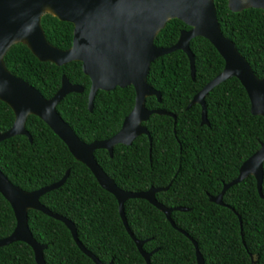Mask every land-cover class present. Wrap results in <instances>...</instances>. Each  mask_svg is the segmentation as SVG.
<instances>
[{
  "label": "trees",
  "instance_id": "trees-1",
  "mask_svg": "<svg viewBox=\"0 0 264 264\" xmlns=\"http://www.w3.org/2000/svg\"><path fill=\"white\" fill-rule=\"evenodd\" d=\"M215 4L224 35L233 40L255 73L264 77V10L233 12L228 0H215ZM42 26L52 44L62 49L72 46L73 23L45 13ZM185 29L190 26L172 19L158 33L155 44L172 46ZM190 47L195 55L194 79L189 57L181 49L154 60L147 77L149 84L161 92L162 101L149 96L146 106L172 112L176 119L168 114H152L144 122L152 141L144 134L131 145L117 144L113 156L106 149H97L96 159L125 190L169 186L156 198L168 207L191 208L174 210L172 218L198 242L205 264H264V198L256 178L250 175L231 186L223 196L225 205L210 200V195H218L224 184L238 176L243 162L260 148L264 116L252 113L246 88L232 77L206 95L210 125L202 124V106H188L223 70L225 61L203 36L193 38ZM5 62L46 98L59 90L64 74L72 83L83 85V92L67 94L57 109L88 143L116 134L135 105V89L129 85L99 90L90 111L91 81L80 61L58 66L39 60L26 44L16 43L6 53ZM14 121V111L0 99V133L11 128ZM26 127L32 141L26 135H16L0 142V168L5 175L32 191L57 182L69 170L66 182L42 195L41 202L73 221L80 241L103 263L147 264L124 224L114 194L40 117L30 115ZM262 191L264 194V179ZM125 213L135 237L145 241L143 248L149 252L158 249L151 256L152 264H197L192 240L149 201L128 199ZM28 217L33 236L47 245L46 264H96L81 250L63 221L34 209L29 210ZM15 226L14 210L0 192V238L9 236ZM0 264L38 263L33 248L16 241L0 247Z\"/></svg>",
  "mask_w": 264,
  "mask_h": 264
},
{
  "label": "water",
  "instance_id": "water-1",
  "mask_svg": "<svg viewBox=\"0 0 264 264\" xmlns=\"http://www.w3.org/2000/svg\"><path fill=\"white\" fill-rule=\"evenodd\" d=\"M228 5L233 12L248 8L264 10V0H228ZM45 13L73 23L74 36L70 48H59L47 39L42 26ZM172 19L182 20L190 29L182 30L178 41L172 46L156 45V36ZM197 36L207 38L225 61L223 70L194 96L188 106L196 103L202 106V124L210 125L206 95L232 77H237L246 88L252 113L264 116V77L255 73L233 40L224 35L215 0H0V99L7 103L15 114L12 127L0 133V142L16 135H26L32 141V135L26 127L27 119L30 115L40 117L63 139L75 158L91 169L99 183L114 194L124 224L147 264H152L151 256L158 249L146 251L143 248L145 241L135 237L127 221L125 202L131 198H143L163 211L171 224L194 243L197 264H205L198 242L188 232L179 228L172 218L174 210L188 211L191 208L168 207L158 201L156 194L168 190L169 186H152L143 191L119 187L98 163L95 151L106 149L113 156L115 145H131L137 137L144 134L152 141L151 134L144 124L152 114H168L176 118L175 114L164 109L146 107V99L149 96H157L159 101H162L161 92L149 84L147 77L154 60L181 49L189 57L194 79L195 55L191 50L190 41ZM16 43L26 44L39 60L44 62L50 61L58 66L72 61L82 62L83 71L92 82L89 92L90 110H93L99 90L110 91L118 86L132 85L136 92L135 105L125 117L121 129L104 140H94L90 143L81 140L73 127L62 117L57 106L67 94L83 92L84 87L72 83L64 74L59 90L51 98H46L36 87L7 67L5 55ZM250 175L256 178L258 191L264 198V141L260 148L243 162L238 176L224 184L218 195H210V200L225 205L224 193ZM68 176L69 170L57 182L27 191L14 184L0 168V192L10 202L16 217L13 232L0 238V247L16 241L26 242L33 248L37 263L46 264L44 249L47 245L36 240L29 226L28 212L34 209L63 221L81 250L96 264H105L80 241L73 221L52 211L40 200L45 193L61 187ZM239 218L243 226L240 215Z\"/></svg>",
  "mask_w": 264,
  "mask_h": 264
},
{
  "label": "flooded vegetation",
  "instance_id": "flooded-vegetation-1",
  "mask_svg": "<svg viewBox=\"0 0 264 264\" xmlns=\"http://www.w3.org/2000/svg\"><path fill=\"white\" fill-rule=\"evenodd\" d=\"M70 63V62H69ZM65 65V64H64ZM63 66V65H62ZM63 77V76H62ZM90 78V77H89ZM90 81H91V79H90ZM62 84V83H61ZM74 84H76V83H74ZM79 85H81V84H79ZM91 85H92V82H91ZM83 86V85H82ZM84 87V86H83ZM119 87V86H118ZM127 87V86H126ZM90 88H91V86H90ZM117 88V87H116ZM122 88H124V87H122ZM84 90H85V87H84ZM114 90V89H113ZM157 90V89H156ZM111 91V90H110ZM89 92H90V90H89ZM99 92V91H98ZM97 92V93H98ZM72 93V92H71ZM78 93H80V92H78ZM136 93V92H135ZM97 95V94H96ZM96 98V97H95ZM135 99H136V96H135ZM94 102H95V100H94ZM161 102V101H160ZM146 104V103H145ZM88 106H89V102H88ZM147 107V106H146ZM94 108V107H93ZM148 108V107H147ZM157 109H159V108H157ZM90 110V109H89ZM90 111H92V110H90ZM169 112V111H168ZM172 113V112H171ZM174 114V113H173ZM173 117V116H172ZM125 119V118H124ZM176 119V118H175ZM146 122V121H145ZM110 138V137H109ZM102 140H104V139H102ZM151 141V140H150ZM93 142V141H92ZM88 143V142H87ZM116 146V145H115Z\"/></svg>",
  "mask_w": 264,
  "mask_h": 264
}]
</instances>
